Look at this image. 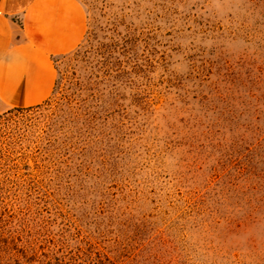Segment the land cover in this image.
Returning <instances> with one entry per match:
<instances>
[{"label": "rangeland", "instance_id": "obj_1", "mask_svg": "<svg viewBox=\"0 0 264 264\" xmlns=\"http://www.w3.org/2000/svg\"><path fill=\"white\" fill-rule=\"evenodd\" d=\"M79 1L0 112V264H264V0Z\"/></svg>", "mask_w": 264, "mask_h": 264}, {"label": "crops", "instance_id": "obj_2", "mask_svg": "<svg viewBox=\"0 0 264 264\" xmlns=\"http://www.w3.org/2000/svg\"><path fill=\"white\" fill-rule=\"evenodd\" d=\"M86 31L79 0H0V112L47 100L56 58L74 50Z\"/></svg>", "mask_w": 264, "mask_h": 264}, {"label": "trees", "instance_id": "obj_3", "mask_svg": "<svg viewBox=\"0 0 264 264\" xmlns=\"http://www.w3.org/2000/svg\"><path fill=\"white\" fill-rule=\"evenodd\" d=\"M41 104H37V105H34V106H29V107H12V108H9L6 113L7 114H11L13 112H22V111H26V110H31L35 107H38L40 106ZM25 165V164H24ZM11 168H17V170H22L24 168L23 167H19L18 165H14L13 167L11 166ZM7 171H11V169H6Z\"/></svg>", "mask_w": 264, "mask_h": 264}]
</instances>
